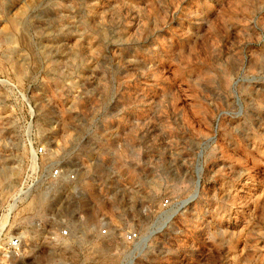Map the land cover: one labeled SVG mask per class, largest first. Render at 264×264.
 Instances as JSON below:
<instances>
[{
    "label": "rangeland",
    "instance_id": "374dc122",
    "mask_svg": "<svg viewBox=\"0 0 264 264\" xmlns=\"http://www.w3.org/2000/svg\"><path fill=\"white\" fill-rule=\"evenodd\" d=\"M14 234L0 264H264V0H0Z\"/></svg>",
    "mask_w": 264,
    "mask_h": 264
},
{
    "label": "built area",
    "instance_id": "2783aa9c",
    "mask_svg": "<svg viewBox=\"0 0 264 264\" xmlns=\"http://www.w3.org/2000/svg\"><path fill=\"white\" fill-rule=\"evenodd\" d=\"M42 147H38L35 150V153L41 152ZM50 175L53 177H58L62 173V171L58 167H54L50 170ZM67 177L73 178V173H67ZM105 229H102V232H104ZM68 231L66 228L60 229V234H67ZM138 238V233L136 230H128L125 233V239L128 241H132ZM21 252V244H20V238L18 235H9L7 238L3 241L2 245H0V256L3 257V260L8 259V257H13L18 255ZM57 264H70L67 261H60Z\"/></svg>",
    "mask_w": 264,
    "mask_h": 264
},
{
    "label": "water",
    "instance_id": "95a60500",
    "mask_svg": "<svg viewBox=\"0 0 264 264\" xmlns=\"http://www.w3.org/2000/svg\"><path fill=\"white\" fill-rule=\"evenodd\" d=\"M197 183H198V180H197Z\"/></svg>",
    "mask_w": 264,
    "mask_h": 264
},
{
    "label": "bare ground",
    "instance_id": "6f19581e",
    "mask_svg": "<svg viewBox=\"0 0 264 264\" xmlns=\"http://www.w3.org/2000/svg\"><path fill=\"white\" fill-rule=\"evenodd\" d=\"M4 217V216H3ZM5 225V224H4Z\"/></svg>",
    "mask_w": 264,
    "mask_h": 264
}]
</instances>
